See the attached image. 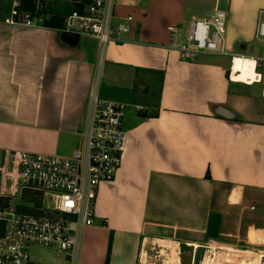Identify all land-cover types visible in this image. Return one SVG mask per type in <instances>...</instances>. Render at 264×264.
<instances>
[{"label":"crops","instance_id":"1","mask_svg":"<svg viewBox=\"0 0 264 264\" xmlns=\"http://www.w3.org/2000/svg\"><path fill=\"white\" fill-rule=\"evenodd\" d=\"M190 1L199 0L120 6V16L134 12L132 30L101 53L99 38L78 29L7 21L0 0V179L18 173L16 150L69 155L82 146L93 90L127 104L121 169L102 183L74 257L50 261L106 264L110 253L109 264H140L148 234L160 227L205 224L207 233L225 185L233 204L253 209L249 241L264 233V95L254 83L229 78L237 46L257 38L264 0H214L203 16L226 5L227 52L183 58L169 46L168 25L188 21ZM246 55L264 58V49ZM226 234L233 242L236 234Z\"/></svg>","mask_w":264,"mask_h":264},{"label":"built area","instance_id":"2","mask_svg":"<svg viewBox=\"0 0 264 264\" xmlns=\"http://www.w3.org/2000/svg\"><path fill=\"white\" fill-rule=\"evenodd\" d=\"M141 2L87 0L82 11L75 9L66 16L65 28L97 36L102 53L108 42L124 41L125 34L132 30L134 12L120 16L118 8L122 5L138 8ZM227 17L228 10L216 5L211 16H194L187 27L169 24V46L178 49L183 58H194L202 52L226 53ZM7 21L37 23L30 11L21 12L18 7L13 8ZM256 37L264 41V8L259 12ZM234 58L233 54L232 62ZM262 66L264 58H257L253 83H262L264 95V72L259 69ZM233 71L232 63L229 78L237 81L232 76ZM91 104L85 140L73 153L15 151L18 173L3 174L0 183V264H61L36 259L32 253L34 246L54 248L70 259L74 257L78 230L94 221L101 185L116 179L128 139L124 125L125 102L101 98L93 90ZM26 189L47 195L42 199L41 208L49 213L42 215L17 207L16 199L23 196ZM31 201L27 205L40 210L39 205H32Z\"/></svg>","mask_w":264,"mask_h":264},{"label":"rangeland","instance_id":"3","mask_svg":"<svg viewBox=\"0 0 264 264\" xmlns=\"http://www.w3.org/2000/svg\"><path fill=\"white\" fill-rule=\"evenodd\" d=\"M86 1L87 0H35V9L23 10V8L21 9V0H2L1 10L4 15L9 14L11 16L13 8L18 7L21 12L30 11L33 18L37 19L38 22L44 23L54 12H60L62 15L67 16L75 10L73 7L80 6L83 3L85 6ZM142 1L141 5L148 2V0ZM17 2L19 5L16 4ZM213 3L214 0H199L195 3L190 1L188 21L183 26H188V23L193 18V14L196 15V17H202L205 12L211 10L214 5ZM221 7L226 8V5L223 3ZM228 17L226 20V27L228 25ZM262 42L263 41H259L257 38L250 42H242L237 46V54L261 53L264 49ZM259 69L264 72V67ZM254 87L261 90L262 83H254ZM234 189L238 191L237 188ZM229 192L230 186L225 185L222 189V194L218 196V199L215 202L217 208H219V212L223 214V225L218 237L209 236L204 230L206 228L205 224L198 226L196 229L160 227L159 230L156 229L154 232L148 234L149 237L146 239L142 249V261H146L145 264H207L208 259L211 257V259H213V262L210 260L211 264H241L240 261L242 256H247L248 254L244 252L245 249H254L256 254H252L251 257L253 258L254 256H257V253L260 254L261 252H264V233H261V236H259L254 242L249 241L248 238L249 223L256 219V217L252 215L253 209L245 207L246 205H243L242 202L233 204L231 199H228ZM261 196L264 200V194ZM44 198H47V195L44 192L34 189H26L24 195L17 197L16 200L20 206H25L32 200V205H39L40 210L37 209V207H35V209L30 206L23 207V209L44 215L49 213V211H45L41 208V206H43L42 199ZM238 199L240 200V198ZM251 205L255 206L256 203ZM258 206V211H262V209H264V202L258 204ZM231 232L236 234L233 237L234 241L227 242L228 236L226 233ZM193 240L200 241L198 242L200 245L189 244V242ZM213 246L215 248H213ZM230 246L234 248H231ZM32 253L36 259L42 261H50L64 257L63 252L44 246H34L32 248ZM228 254L233 258L227 259ZM255 259H257V257ZM255 259L252 260L251 264H258V261Z\"/></svg>","mask_w":264,"mask_h":264},{"label":"bare ground","instance_id":"4","mask_svg":"<svg viewBox=\"0 0 264 264\" xmlns=\"http://www.w3.org/2000/svg\"><path fill=\"white\" fill-rule=\"evenodd\" d=\"M233 73H232V76L235 78V80L237 81H242V82H247V83H253L255 80V76H256V72H257V69H256V64H257V58L255 56H250V55H246V54H235V58L233 60ZM163 239V238H162ZM165 239V238H164ZM160 240V239H159ZM162 241V240H160ZM173 241V240H172ZM168 243V242H167ZM171 243V242H169ZM173 243V242H172ZM189 244H192V245H200L198 242H189ZM175 246V245H174ZM178 246V245H177ZM231 247V246H230ZM229 247V248H230ZM213 248H215L213 246ZM226 248V247H225ZM228 248V249H229ZM231 248H234V247H231ZM236 250V249H234ZM251 250V249H250ZM250 250H244V252H246L247 256L246 255H243L242 256V259L240 261L241 264H251L252 263V260H254L256 257L258 261V264H259V261H260V255L257 254V256H252V251ZM176 251V250H175ZM174 251V252H175ZM239 251V250H238ZM146 252V251H145ZM234 252V251H233ZM255 252V251H254ZM229 253V252H228ZM238 253V252H237ZM146 254V253H145ZM218 254V253H217ZM224 254V253H223ZM254 254V253H253ZM261 254V253H260ZM143 255V254H142ZM216 255V254H215ZM214 255V256H215ZM217 256V255H216ZM236 256V255H235ZM216 258V257H215ZM233 257L228 254L227 256V259H232ZM143 260V259H142ZM210 260L213 262V259H211V257L208 259V262L207 264H211ZM146 261H142V264H145ZM169 262V261H168ZM235 262V261H234ZM147 264V263H146ZM213 264V263H212Z\"/></svg>","mask_w":264,"mask_h":264},{"label":"trees","instance_id":"5","mask_svg":"<svg viewBox=\"0 0 264 264\" xmlns=\"http://www.w3.org/2000/svg\"><path fill=\"white\" fill-rule=\"evenodd\" d=\"M21 3H22L21 9L23 8V10L35 9V7H36L35 0H21ZM83 6H84V3L81 4L80 6H76L73 8L74 9L78 8V9H80V11H82ZM44 24L48 25V26L65 27L66 16L62 15L60 12H54L52 14V16L44 22ZM207 175H208V177H210V173ZM112 235H113V232L111 233L110 247H111V242H112ZM109 255H110V253L108 254L106 264H109Z\"/></svg>","mask_w":264,"mask_h":264},{"label":"water","instance_id":"6","mask_svg":"<svg viewBox=\"0 0 264 264\" xmlns=\"http://www.w3.org/2000/svg\"><path fill=\"white\" fill-rule=\"evenodd\" d=\"M222 223V213L219 211H212L209 217L207 234L211 237H218L220 235Z\"/></svg>","mask_w":264,"mask_h":264}]
</instances>
